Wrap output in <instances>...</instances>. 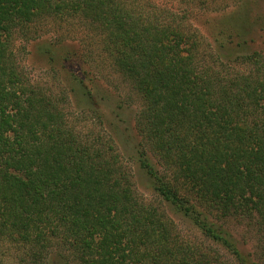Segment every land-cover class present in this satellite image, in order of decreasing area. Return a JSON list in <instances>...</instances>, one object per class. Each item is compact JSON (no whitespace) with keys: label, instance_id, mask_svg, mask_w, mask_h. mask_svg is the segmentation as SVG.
Returning <instances> with one entry per match:
<instances>
[{"label":"trees","instance_id":"1","mask_svg":"<svg viewBox=\"0 0 264 264\" xmlns=\"http://www.w3.org/2000/svg\"><path fill=\"white\" fill-rule=\"evenodd\" d=\"M75 20L139 97L137 160L161 208L113 137L83 136L19 70L17 34ZM167 24L128 0H0V264L8 251L12 264H264L230 228L264 242V55L242 56L249 74H225L200 65L191 27ZM171 212L216 247L186 238Z\"/></svg>","mask_w":264,"mask_h":264},{"label":"rangeland","instance_id":"2","mask_svg":"<svg viewBox=\"0 0 264 264\" xmlns=\"http://www.w3.org/2000/svg\"><path fill=\"white\" fill-rule=\"evenodd\" d=\"M128 1L135 9L158 16L161 23L191 27L200 43V65L211 66L225 74L229 70L249 74L253 65L244 63L242 56L255 52L264 55V0ZM246 11V20L241 22L239 18L238 21ZM98 39L95 32L79 20L61 25L45 21L37 34H17L13 49L20 72L58 101L71 126L85 137L114 138L123 164L133 173L137 191L147 203L160 207L161 200L137 160L140 137L135 121L140 109L139 97L131 83L114 70L109 59L100 55ZM49 49L51 55L47 54ZM69 51L78 55H70L74 60L67 62ZM74 89L77 93L94 91L95 102L99 104L92 103L88 97L83 100L79 93L76 96ZM260 117L264 118V114ZM170 215L186 238L216 247L182 215L172 212ZM230 228L237 244L247 252L260 254L264 250L260 235L249 227L231 222ZM9 253L6 255L8 264L15 263L16 259ZM228 258L225 252V260Z\"/></svg>","mask_w":264,"mask_h":264}]
</instances>
